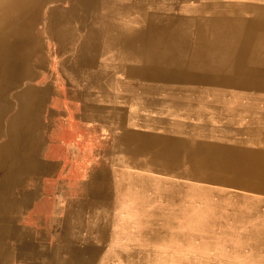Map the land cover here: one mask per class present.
Returning <instances> with one entry per match:
<instances>
[{
  "label": "crops",
  "instance_id": "1",
  "mask_svg": "<svg viewBox=\"0 0 264 264\" xmlns=\"http://www.w3.org/2000/svg\"><path fill=\"white\" fill-rule=\"evenodd\" d=\"M107 2L114 5L121 0ZM100 17L91 16L83 24L56 17L57 30L73 28L75 44L65 45L64 40H58L59 30L52 31L48 70L37 75L33 92L10 96L1 115L0 163L7 169L0 173V244L8 264H123L119 252L128 238L120 231V219H126L127 212L133 229L145 226L157 232L167 225L178 228L173 231L177 238L186 232L185 222L195 224L192 213L184 214L188 203L179 200L184 189L170 192L160 187L167 185L164 176L170 172V166L162 161L173 157L174 162L182 154L176 141L183 135L177 123L161 122L152 108L149 113L139 112V100H160L165 95L144 92L139 86L149 85V81L137 77L142 59L139 61L138 45L133 42L139 35L136 16L131 11L112 16L115 24L122 26L115 36L126 39L125 45L93 30ZM86 37L96 45L85 44ZM173 97L180 99L178 94ZM140 180L153 181L154 187L139 188ZM128 181L132 187L123 188ZM189 205L193 212L195 204ZM169 236L129 241L143 254L129 258L167 264L169 258L177 257L183 259L181 264H188L184 260L187 254L178 253L180 249L164 253V242L152 244L156 238L167 240ZM192 237L202 241L201 234ZM224 255L213 251L206 261H201V254L189 257H200V264L219 258L236 260ZM154 256L160 260H151Z\"/></svg>",
  "mask_w": 264,
  "mask_h": 264
},
{
  "label": "bare ground",
  "instance_id": "2",
  "mask_svg": "<svg viewBox=\"0 0 264 264\" xmlns=\"http://www.w3.org/2000/svg\"><path fill=\"white\" fill-rule=\"evenodd\" d=\"M164 1L166 0H121L111 5L112 3L107 0H66L69 5L58 12L56 17L63 18L64 22L66 19H75V22L83 24L91 16L95 19L101 16L99 24L92 29L100 31L101 37L107 36L112 42L125 45L128 43L126 39L115 36L118 28L122 26L116 25L112 16L130 11L136 16L139 35L133 42L138 45L136 50L140 56L139 61L142 59L137 77L138 81H149V85L147 82L139 83V86L144 92L151 91L155 95L161 92L162 96L165 95V99L160 100L155 98L139 100L141 103L139 112L149 113V108H152L155 117L160 118L161 122L177 123L176 128L178 127L179 131L186 126L196 125L198 131L193 132L192 138L199 140L198 144H201V152L197 154L201 156L202 165L200 177L196 174L194 176L199 178V183L206 184L207 189H211L203 194V202L206 203L201 201L199 203L207 204L212 210L209 213V221L202 225L201 239L203 242L207 240L220 246L224 245L222 247L224 254L236 258L233 262L220 258L209 260L207 264H241L238 263V259L245 264L239 257L246 258L253 264H264L263 0H240L241 2L191 0L195 4L185 2L184 5L177 2L167 5L163 3ZM46 3L47 0H0V118L9 102L6 92L23 80L33 79L35 67L31 65V61L36 65L44 63L43 57L39 56L43 43L39 38L31 40L29 28L30 24L33 23L35 26L38 22L35 15ZM176 4L179 5L177 8ZM112 6L117 8L113 9ZM32 14L33 18H27ZM53 19L54 17L47 25L45 31L47 35L59 30L56 34L59 41L64 40L63 43L65 45L68 43L69 46L75 44L73 28L63 26L57 30L56 18ZM83 27L84 25L81 29ZM205 30L218 34L214 41L217 45H223L225 42L233 44V47L229 46L227 50L231 49L234 52L228 54L226 47H223L221 49L225 51H220L217 56H205L204 52H201V49L206 47L201 44L205 40H200L204 37L195 36L196 33L204 34ZM226 31L231 33V36L226 39L219 37ZM62 34L66 37L62 38ZM186 35L194 36L190 39ZM90 38L86 37L85 44L96 45L90 43ZM186 43L190 44L189 47L181 46ZM198 43L204 46L199 47ZM200 57L216 58V61L208 66L191 61ZM33 90L29 86L17 93L26 94ZM177 94L180 99L173 97ZM189 112L193 114L188 115ZM181 119L185 122L179 123ZM181 134L183 137L186 135L183 132ZM4 169H7V165L0 163V173ZM196 180L198 179L190 178L186 183ZM138 182L139 188L154 187L153 181ZM131 183L125 182L123 188H131ZM160 187L169 188L170 192L183 191L185 181L180 180L179 184ZM221 189L227 192L223 194L220 192ZM182 197L178 198L181 202H184L182 199L188 198L186 194ZM223 208L228 210L227 213L220 212ZM126 215V219H120V231L128 238L127 244L119 252L123 264H147L145 260L129 258V255L140 254L138 257L143 255L138 253L142 251L128 244L129 241L144 242L158 236L178 235L177 232H173L176 229L167 225L157 232L145 226L139 230L133 229L130 222L132 218L129 217L131 213L127 212ZM65 239L67 238L63 241ZM227 239L239 244L232 246ZM3 252L0 244V264H8L7 258L2 257Z\"/></svg>",
  "mask_w": 264,
  "mask_h": 264
},
{
  "label": "rangeland",
  "instance_id": "3",
  "mask_svg": "<svg viewBox=\"0 0 264 264\" xmlns=\"http://www.w3.org/2000/svg\"><path fill=\"white\" fill-rule=\"evenodd\" d=\"M226 2H241L240 0H225ZM247 1V0H244ZM178 3L181 5H184L185 2L186 4H191L190 2H187L186 0H179L178 1H164V4L170 5L171 3ZM264 3V0H263ZM178 4H176V8L179 6ZM195 4V3H194ZM69 4L66 2V0H47V3L44 4L39 11H37V14L35 15V17H37V21L35 26L32 24H30V28H29V34L31 33V40L35 39V38H39L42 43H43V47H42V51L39 53V56L43 59L44 63L43 65H36L34 61H31V65L35 67V75L33 77V79L31 81L29 80H23L19 83H17L16 85L12 86L6 93H8V97L14 95V93L19 92L21 90H24L27 87H31L33 88V81L36 79L37 75H39L43 70L47 71L49 68V58H48V51H50V49H52L51 45H50V40H48V35L45 32L46 28L48 27L47 25L51 22V18L54 17V19L56 18V16L58 15V12L62 11L63 9H65ZM11 17V16H10ZM34 15H29L27 18H33ZM18 19V18H17ZM53 19V20H54ZM52 20V21H53ZM218 34H216L215 32H211V31H207L205 30L204 34H195V36L201 37L203 36V39L200 40H205L204 44L206 45V47L201 49V52H204L205 56H212V55H216L219 54L220 51H225L226 53L230 54L231 52L233 53L234 50L228 49L227 47L232 46L233 44L228 42H225L223 45H217V43H215V38ZM187 36V35H186ZM194 35H188L187 37H190V39L193 37ZM229 36H231V33H229L228 31L226 32H222L219 37L226 39ZM30 37V36H29ZM28 36H26V38H29ZM189 39V38H186ZM217 39V38H216ZM27 42V40H26ZM200 43L197 44V46L202 47L204 45H201ZM187 45V46H186ZM189 43H186L185 45L182 44L181 46L187 48L189 47ZM225 48V50H222L221 48ZM48 50V51H47ZM46 52V53H45ZM45 55V56H43ZM45 57V58H44ZM194 61L196 63H203V64H207L206 66L213 64V62L216 61V58H211V57H200L196 60H191ZM204 61L206 63H204ZM37 68V69H36ZM42 68V69H41ZM38 72V73H37ZM24 83V84H23ZM11 102H16V101H11ZM13 108L16 107V105L11 106ZM193 113L189 112L188 115H191ZM198 131L196 129V125L193 126H186L183 129H181L180 133H186V135H184V137H180V139L178 141H176L177 143H179L180 145V149L182 150V154L177 157L175 159L174 162L173 161V157H171L169 160L168 158H166L165 160L162 161V165L170 166V172L168 173V176H164L167 177L164 179V182L169 185V184H173V183H178L180 182V180H184L185 181V187H184V193L186 194V203L187 207L184 212V214H190L192 213L195 217V224H191L190 222H185V226H186V232H181L180 233V238L175 237V235H170L169 237H167V240L164 239H158L156 238L152 244L153 245H157L156 242H164L162 245H164L163 251L168 252V253H174L173 250H179L180 251L178 253H182L184 255H186V259H184L188 264H190V262H193V264L195 263V261H198L200 264V257L197 259L191 258L189 257V254H201L203 259L202 260H207L206 256H210L211 253L217 252L220 254H224L222 246H220L218 243H209V242H202L199 240H195V238H193V235H199L201 233H203L202 230V225L205 222L209 221V213L212 211L210 210V207L207 204H201L199 203V201H201L202 203H206L203 202V194L206 193V191L211 190V189H207V185L206 184H202L199 183V178L200 177V169H201V165H202V159L201 156L198 155L197 153L201 152V144L199 143V140L197 139H193V132ZM171 160V161H170ZM165 163V164H164ZM175 166V167H173ZM172 167V169H171ZM197 175L198 177L195 178L194 175ZM198 179L196 181L193 182H188L186 183L187 179ZM201 179V178H200ZM213 191L216 189H212ZM220 192H223V194H225L227 191L225 189H221ZM191 203H195V207H194V211L190 212V210L192 209L189 204ZM189 205V207H188ZM159 211H161L160 209H158ZM227 209L223 208L220 210V212L222 214L227 213ZM166 212V211H165ZM169 212V211H168ZM174 212V211H173ZM167 216H169V213L167 214ZM178 230V228L176 229V231ZM180 239V240H177ZM250 239V238H248ZM229 240V239H227ZM230 241V245L234 246V245H238L239 243L236 241ZM223 242V241H222ZM224 244V243H221ZM160 245V244H159ZM159 255V252L157 253ZM149 259V258H146ZM180 260H178L177 257H173V258H169V260H171L169 263L167 264H181V262H183L182 258H179ZM151 260H160L159 257L154 256L153 258H151ZM159 263V262H157ZM197 264V263H196Z\"/></svg>",
  "mask_w": 264,
  "mask_h": 264
}]
</instances>
